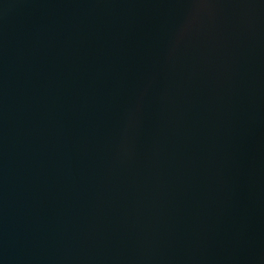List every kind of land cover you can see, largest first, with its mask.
<instances>
[{
    "label": "water",
    "instance_id": "water-1",
    "mask_svg": "<svg viewBox=\"0 0 264 264\" xmlns=\"http://www.w3.org/2000/svg\"><path fill=\"white\" fill-rule=\"evenodd\" d=\"M0 264H264V0H0Z\"/></svg>",
    "mask_w": 264,
    "mask_h": 264
}]
</instances>
